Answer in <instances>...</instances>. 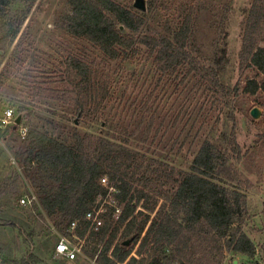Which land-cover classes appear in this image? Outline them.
Returning a JSON list of instances; mask_svg holds the SVG:
<instances>
[{
	"label": "trees",
	"instance_id": "obj_1",
	"mask_svg": "<svg viewBox=\"0 0 264 264\" xmlns=\"http://www.w3.org/2000/svg\"><path fill=\"white\" fill-rule=\"evenodd\" d=\"M22 1L36 0H0V52L13 44L25 22L27 12L11 16V8ZM68 3L71 13L61 20L60 27L71 38L86 42L109 60L127 62L147 55L154 60L157 72L169 77L174 90L167 99L172 105L165 116L153 94L139 92L141 96L122 99L128 112L120 139L76 135L75 143L68 145L34 128L28 130L19 161L25 160L28 170H34L40 203L48 217L55 218V226L62 230L77 222L75 233L85 238L90 227L86 214L98 210L101 202L94 206L97 198L102 196L103 200L109 192L101 183L107 176L109 188L115 191L114 201L123 210L117 218L116 208L104 205L107 211L102 214L103 225L87 239L94 245L91 249L83 247L84 254L96 264H185L184 260L195 254L194 239L201 245L215 246L206 247L203 254L207 257L225 241L218 246L221 254L226 247L253 258L255 245L240 226L248 215L242 185H249V181L244 182L235 167L241 154L234 109L236 98L243 92L264 91V81L252 79L245 86L227 88L220 78L226 68L227 48L220 49L210 63L194 56L193 7L177 21L178 29L166 33L148 25L146 12L126 9L112 0ZM263 23L264 0H254L242 53H247L251 66L264 75V46L256 48ZM145 29L148 33L143 32ZM220 34L215 41L217 48L222 36L228 37L224 23ZM17 55L18 48L12 60ZM64 68L66 89H37L39 95L70 104L83 117L96 113L110 99L111 79L88 56L70 55ZM216 111L228 115L232 131L218 132L204 140ZM133 141L137 146H148L147 152L153 157L132 148ZM187 145L194 153L189 171L160 160L175 151L181 153ZM14 190L17 194V186ZM140 206L144 211H137ZM0 226L14 223L0 219ZM123 226L122 240L115 243ZM131 237L132 245L140 242L137 257H131L133 249L124 246ZM103 242V249H97Z\"/></svg>",
	"mask_w": 264,
	"mask_h": 264
},
{
	"label": "rangeland",
	"instance_id": "obj_2",
	"mask_svg": "<svg viewBox=\"0 0 264 264\" xmlns=\"http://www.w3.org/2000/svg\"><path fill=\"white\" fill-rule=\"evenodd\" d=\"M112 1L129 10L135 8V0ZM146 1L148 25L160 32L173 33L178 29L177 21L182 15L192 7L196 10L191 50L195 57L210 63L220 49L227 48L226 68L220 74L225 87L234 89L238 84L245 86L252 79L264 81V75L251 66L247 53H242L249 11L254 0ZM25 12L27 17L15 41L0 52V125L4 124L2 119L8 109L14 111V121L22 116L20 125L15 126L14 122L12 126L0 129V219L14 223V226H0V264H96L85 254L76 261H68L56 255L55 247L62 237H68L75 244L89 246L91 249L94 243L87 239L92 231L89 230L85 238L77 239L69 229L57 228L55 218L48 217L40 203L37 187L39 183L34 170H28L25 160L19 161L20 154L26 148L23 131L27 129L28 133L29 129L34 128L68 145L75 143L76 135L120 139L123 121L128 112V108L124 107V100L141 96V93L147 96L153 94L161 107V114L165 116L172 105V101L168 102L167 99L174 86L167 80L168 76L157 72L154 60L147 58V55L127 62L109 60L86 42L71 38L60 27L61 20L71 13L68 0H36L34 3L22 1L11 8L12 17L21 16ZM223 23L228 37L224 39L222 36L217 48L215 41L221 35ZM143 32L148 33L147 29ZM259 33L261 36L256 48L264 46V23ZM17 48L18 58L12 60ZM70 55L88 56L90 62L98 63L112 82L110 99L89 117L79 115L70 104L38 94L37 89L47 92L66 89L64 64ZM206 97L207 95L203 96L202 102L206 101ZM254 109L260 112L259 118L252 116ZM234 113L241 154V161L235 163V167L243 181H249V185H242L247 196L248 215L240 226L255 245L256 254L250 258L226 247L221 254L218 246L225 244L224 241L207 257L203 254L206 247L215 246L201 245L198 239H194L195 254L187 257L185 264H199V261L205 264L208 259L209 264H264V91L259 90L256 94L243 92L235 100ZM227 117V114L219 115L216 111L207 127L204 140L209 135L215 137L218 132L230 133L233 124L226 120ZM130 145L149 157L152 156L151 152H147L148 146H137L136 142H131ZM160 160L189 171L194 153L187 145L181 153L177 154L175 151L168 159L161 157ZM16 186L17 194L14 193ZM12 193L16 195L11 196ZM113 199L112 193L107 194L103 200L99 196L94 206L101 202V205L109 204V207H113ZM23 200L27 203L23 204ZM28 200L31 204H28ZM161 204L162 201L158 208ZM120 209L122 211L123 207ZM137 211H144V208L140 206ZM155 214H151V219ZM150 225L151 221L142 237L146 235ZM123 230L124 226L120 228L115 243L122 240ZM139 245L140 242L137 245L130 244L129 248L133 249L131 257H137ZM104 246L105 242L98 243L96 247L102 250ZM203 257L207 260H203Z\"/></svg>",
	"mask_w": 264,
	"mask_h": 264
},
{
	"label": "built area",
	"instance_id": "obj_3",
	"mask_svg": "<svg viewBox=\"0 0 264 264\" xmlns=\"http://www.w3.org/2000/svg\"><path fill=\"white\" fill-rule=\"evenodd\" d=\"M14 114L15 113L12 109H8L4 113V116L2 119V123H4V124L0 125V129L7 128L8 126H12V124L15 122L14 121V119H15ZM23 134H24V137H26L27 129H25L23 131ZM101 183L109 189L108 194L115 192L113 188H109V181H108L107 177L103 178L101 180ZM33 199H34V201H36L35 197ZM112 201L115 203L114 205H112L114 208H116L115 216L117 218H119L122 211H121L120 207L117 205L116 201H114V199ZM22 203L26 204L27 201L23 200ZM28 204H31V201L28 200ZM106 211H107V209H105V206L101 205V207L98 210L90 211L86 214V220L90 222V227H89L90 231H98L102 227V225H103L102 214H104ZM77 225H78L77 222L72 223L70 228H69V231L73 235V237L78 239L79 237L75 233ZM55 252H56V255L58 257L65 258L68 261H76L79 258V256L84 255L83 246L75 244L68 237L60 238V240L56 244Z\"/></svg>",
	"mask_w": 264,
	"mask_h": 264
},
{
	"label": "water",
	"instance_id": "obj_4",
	"mask_svg": "<svg viewBox=\"0 0 264 264\" xmlns=\"http://www.w3.org/2000/svg\"><path fill=\"white\" fill-rule=\"evenodd\" d=\"M134 7L142 12H146L147 11V1L146 0H135ZM252 116L254 118H259L260 112L257 109H254L252 111ZM21 122H22V116L20 115L19 117H17L15 121V126L20 125ZM133 240H134V237L129 238L127 241L124 242V246L126 247L130 246Z\"/></svg>",
	"mask_w": 264,
	"mask_h": 264
}]
</instances>
